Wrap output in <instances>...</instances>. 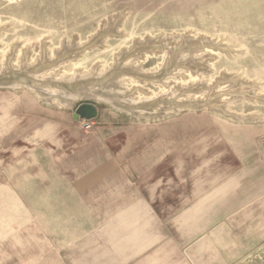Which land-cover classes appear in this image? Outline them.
<instances>
[{"label":"rangeland","instance_id":"rangeland-1","mask_svg":"<svg viewBox=\"0 0 264 264\" xmlns=\"http://www.w3.org/2000/svg\"><path fill=\"white\" fill-rule=\"evenodd\" d=\"M260 223L264 0H0V264H264Z\"/></svg>","mask_w":264,"mask_h":264},{"label":"water","instance_id":"water-1","mask_svg":"<svg viewBox=\"0 0 264 264\" xmlns=\"http://www.w3.org/2000/svg\"><path fill=\"white\" fill-rule=\"evenodd\" d=\"M97 114V108L93 103H81L75 109L74 118L91 120L96 118Z\"/></svg>","mask_w":264,"mask_h":264},{"label":"bare ground","instance_id":"bare-ground-1","mask_svg":"<svg viewBox=\"0 0 264 264\" xmlns=\"http://www.w3.org/2000/svg\"><path fill=\"white\" fill-rule=\"evenodd\" d=\"M78 77V76H77ZM82 97H91V98H94L96 99L97 101H104V102H107V103H111L110 105L113 104L112 100H109V99H104L103 97H99V96H96L94 95V93L90 90H88L87 88H85L83 91H80L78 93H69V96H68V101H71V100H77L78 98H82ZM65 104V103H64ZM67 104V103H66ZM65 104V105H66ZM67 105H70L69 103ZM115 106V105H114ZM113 106V107H114ZM117 109L119 107L115 106ZM120 109V108H119Z\"/></svg>","mask_w":264,"mask_h":264},{"label":"crops","instance_id":"crops-1","mask_svg":"<svg viewBox=\"0 0 264 264\" xmlns=\"http://www.w3.org/2000/svg\"><path fill=\"white\" fill-rule=\"evenodd\" d=\"M255 228H256L255 230L259 234V238H261V239L264 240V224H261V223L260 224H257V226ZM260 250L261 251H259V252H262V254L264 255V246H262L260 248ZM259 260H261V259H258L257 264H263V262H259ZM250 264H254V263L253 262H250Z\"/></svg>","mask_w":264,"mask_h":264},{"label":"built area","instance_id":"built-area-1","mask_svg":"<svg viewBox=\"0 0 264 264\" xmlns=\"http://www.w3.org/2000/svg\"><path fill=\"white\" fill-rule=\"evenodd\" d=\"M83 121H84V123H85V122H87V121H89V120H83Z\"/></svg>","mask_w":264,"mask_h":264}]
</instances>
